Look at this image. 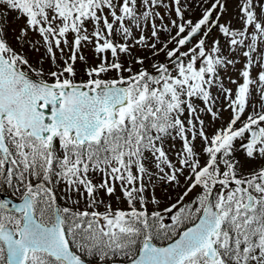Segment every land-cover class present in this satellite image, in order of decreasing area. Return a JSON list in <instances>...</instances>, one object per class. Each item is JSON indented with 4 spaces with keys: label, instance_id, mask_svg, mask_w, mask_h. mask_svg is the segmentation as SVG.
Masks as SVG:
<instances>
[{
    "label": "snow or ice",
    "instance_id": "1",
    "mask_svg": "<svg viewBox=\"0 0 264 264\" xmlns=\"http://www.w3.org/2000/svg\"><path fill=\"white\" fill-rule=\"evenodd\" d=\"M191 2L173 0L177 18L169 26L155 11L163 0H0V10L25 18L17 42L38 33L54 65L47 73L42 58L33 66L0 28V191L19 194L18 202L0 199V264H264V0H240L242 28L220 22L225 0H195V21L184 15ZM214 29L245 60L240 80L228 78L234 92L220 71L238 61L224 55L219 39L206 43ZM28 43L39 50V41ZM85 46L99 63L78 81ZM137 46L148 59L163 53L165 61L153 60L149 72L145 57L132 55ZM110 72L117 75L105 79ZM213 87L224 96L223 109L214 110ZM227 110L226 125L208 134L200 114L215 122ZM176 138L181 149L173 161L164 142ZM237 151L256 167L242 171ZM159 182L184 189L162 209ZM60 184L75 210L58 203ZM117 185L127 208L113 209L98 196H114ZM198 186L202 191L185 202Z\"/></svg>",
    "mask_w": 264,
    "mask_h": 264
},
{
    "label": "rangeland",
    "instance_id": "2",
    "mask_svg": "<svg viewBox=\"0 0 264 264\" xmlns=\"http://www.w3.org/2000/svg\"><path fill=\"white\" fill-rule=\"evenodd\" d=\"M211 3V0H210ZM206 5V6H210ZM239 4H240V0H225V13L223 15V19L221 23H230L232 27L234 28H242V24L241 21L239 20ZM161 6L163 8H161L160 10H162L161 12L163 13V15L161 17H163V21H165V24H169L170 26V20L171 19H176L177 17L174 16L172 8H171V3L170 0H163V3L161 4ZM257 11L259 12V4H257ZM200 8L196 7L195 5V0H192L191 4H190V9L189 11H185V18H191L194 21L196 19L199 18L200 16ZM18 13L15 11H5V10H0V24L2 26V28L6 29V34H7V38L9 39L10 45L15 48L18 52H23L24 55L26 56V58L29 59L30 63L33 64V66L37 65V62L42 58L44 61L43 67L45 72L47 73L48 71L54 70V65L52 64L50 58L47 56L46 54V50L43 47V41L41 39V37L39 36L38 33L33 32V31H28L27 35L21 38V41L18 43L17 42V36L20 35V29L21 27H23L25 25V18L21 17L20 19H17ZM160 23H161V19H160ZM90 31V30H89ZM151 27L149 26V23L146 24V27L143 26V34L148 36L151 33ZM141 34L140 30H136L134 29V36L138 37ZM175 34V29H173V35ZM167 34L165 32H161L160 33V38L161 39H166ZM73 39V36L71 34H69L68 36V40H69V45L65 46V45H61L62 48H65L64 51V57H68L70 55V51L69 49L71 48V41ZM214 39H219L222 49L224 51V55L229 56V58H233L235 57L237 59V63L235 64L234 67L229 66L226 70H221L220 71V76L223 78V83L224 86L226 88H231L233 89V92L236 89V84H233L229 81V77H231L234 80H240V76H239V71L242 69L243 64L245 63V60L243 58L242 55H238L236 53H230L228 51V45L226 43L225 38L222 36V34L219 32L218 29H216L211 36L207 39V44L211 45L212 41ZM29 41L36 43L37 41H39V43H36V47L39 49L38 51L34 50L33 48L29 47ZM129 43H132L131 40L128 41ZM195 43V41L193 42ZM159 47V45H157ZM174 47L173 44H169V48ZM183 51L187 50V47H185L184 49H182ZM81 51L83 53V55L86 57L87 59V65H85L84 63H82L79 59L76 62V71H77V77L76 80H81V79H85V74H84V68L86 66H95L96 64L99 63V60L96 59V55L92 50L91 46H85V49L82 47ZM132 51V55L133 56H140V57H145V61H144V68H149L152 63L153 60L155 61H165V56L163 53H161L158 57H155L153 59H148V57L151 55L148 51H146L145 49L137 46V47H133L131 49ZM79 55V54H78ZM110 56V53H109ZM121 61L125 64V66H128L129 63V58L127 56L122 55L120 57ZM56 63L58 64H63V60L61 59V54L59 51H56ZM132 68H133V72L139 71L141 66L139 64L136 63H132ZM112 77H115L117 74L115 72H110L109 74ZM125 76L128 75L127 72L124 73ZM47 78V77H45ZM213 97L216 98V104H215V109L214 110H219V109H223L226 101L224 99V96L220 93L219 89L214 87L213 89ZM196 107L197 105L194 104ZM198 105L199 108L204 107L203 103L201 101H199L198 99ZM249 111H251V109H249ZM201 115V119L205 120V124H206V128H207V132L208 134H212L216 129L220 128L223 125H226V123L228 122L229 118H230V110L227 111H221V119L216 120L215 122H213L211 120V117L208 115H205L203 113L200 114ZM247 113L245 114V118H246ZM188 114H186L183 118H187ZM240 141H237L236 143L238 144ZM197 150L199 151V145L200 142L197 141ZM164 148L165 151L167 152L168 156L170 159H172L173 161L176 160V156L175 153L177 151H179L181 149V141L179 138L176 139H166L164 142ZM236 155L239 157V161L241 163V170L244 172H248L251 171L252 168L256 167L255 162H248L245 159L244 153L242 151H237ZM203 162V161H202ZM146 167L151 171V172H156L157 170L155 169L154 163L151 162V160L146 162ZM187 174V173H186ZM101 177L100 176H95L93 178V183H99L101 181ZM180 183L181 185H183L184 183V178L181 177L180 178ZM65 186L62 185V189ZM183 188L182 187H177L176 185H172V186H168L166 184H164L163 182H159L156 184L155 187V195L157 196L158 199H160L161 204H160V208H164L166 206H168L170 203L175 202V200L177 199V197L183 192ZM202 191V189L198 186L196 189L193 190V192H191L188 197L185 198V202L190 203L192 200L195 199V197ZM146 195L150 196V192L145 193ZM19 194H16L15 196L17 197ZM98 196L100 198H102L105 202H111L112 207L116 208V207H128L127 203L124 201L123 196L120 192V187L119 185H117L116 187V194L112 197H108L107 195H105V193L103 191H100L98 193ZM119 196L120 202H117L116 197ZM171 197V200L168 199V197ZM78 197L73 193V199H77ZM63 202L65 204H67L66 206L70 205L72 207H76L75 205H72L71 201H66L63 199ZM86 206L85 202L83 200H81V203L79 205L80 209H83ZM150 209L153 210V206L150 204L148 206ZM105 209L103 206H101L99 208V211L103 212ZM168 221H171L170 219H168Z\"/></svg>",
    "mask_w": 264,
    "mask_h": 264
},
{
    "label": "water",
    "instance_id": "3",
    "mask_svg": "<svg viewBox=\"0 0 264 264\" xmlns=\"http://www.w3.org/2000/svg\"><path fill=\"white\" fill-rule=\"evenodd\" d=\"M5 198H7V197H4V199H5ZM7 199H9V198H7Z\"/></svg>",
    "mask_w": 264,
    "mask_h": 264
}]
</instances>
